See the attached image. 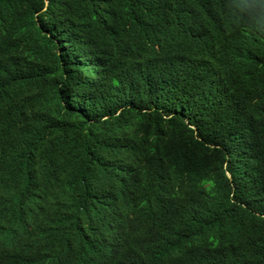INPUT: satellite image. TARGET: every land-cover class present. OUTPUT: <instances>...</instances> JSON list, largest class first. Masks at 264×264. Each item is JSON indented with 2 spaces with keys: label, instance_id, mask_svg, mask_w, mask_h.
I'll use <instances>...</instances> for the list:
<instances>
[{
  "label": "trees",
  "instance_id": "obj_1",
  "mask_svg": "<svg viewBox=\"0 0 264 264\" xmlns=\"http://www.w3.org/2000/svg\"><path fill=\"white\" fill-rule=\"evenodd\" d=\"M0 264H264V0H0Z\"/></svg>",
  "mask_w": 264,
  "mask_h": 264
}]
</instances>
